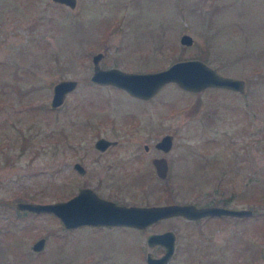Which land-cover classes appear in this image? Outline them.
I'll list each match as a JSON object with an SVG mask.
<instances>
[{"label": "rangeland", "instance_id": "rangeland-1", "mask_svg": "<svg viewBox=\"0 0 264 264\" xmlns=\"http://www.w3.org/2000/svg\"><path fill=\"white\" fill-rule=\"evenodd\" d=\"M100 50L101 66L127 71L203 52L219 72L244 78L246 90L167 82L143 99L90 80ZM0 77V197L13 200L0 203V264H148L147 251L163 250L146 234L166 229L176 232L168 264H264V0H0ZM62 78L79 84L52 108ZM165 133L173 135L167 152L155 146ZM100 136L117 142L101 150ZM161 155L165 178L152 163ZM229 182L237 196L228 206L252 214L66 228L51 212L14 206L66 199L81 186L123 204L169 202V189L172 201L204 204ZM40 236L45 246L35 251Z\"/></svg>", "mask_w": 264, "mask_h": 264}, {"label": "water", "instance_id": "water-1", "mask_svg": "<svg viewBox=\"0 0 264 264\" xmlns=\"http://www.w3.org/2000/svg\"><path fill=\"white\" fill-rule=\"evenodd\" d=\"M75 7L77 0H53ZM180 41L191 44L193 37L188 32L180 35ZM103 51L92 54V72L90 80L101 85H113L126 90L130 95L143 99L152 97L165 83L175 82L180 87L199 91L205 87H223L236 91L246 90L244 78L223 74L201 57H191L175 60L168 66L157 70L127 71L118 66L103 67L100 60ZM79 84L75 78H62L53 85L50 106L59 107L67 94ZM117 140L104 136L98 137L94 144L101 150L116 143ZM173 144L171 133L163 134L155 143L156 147L167 152ZM153 164L159 177L168 175L169 163L164 155L153 158ZM80 173L86 172V167L80 162L73 163ZM15 207L19 210L36 213L51 212L55 214L63 226L75 228L81 225L113 226L124 225L145 228L159 219L172 215H182L189 219H198L207 215L247 216L253 213L250 207H232L221 204H196L195 202H165L159 204H123L106 198L90 186H81L76 193L66 199L54 201L18 200ZM149 246L161 245L162 253L155 255L151 250L146 253L148 264H168L176 246V232L173 229L149 232L145 236ZM45 236L35 239L31 245L35 251L44 248Z\"/></svg>", "mask_w": 264, "mask_h": 264}, {"label": "trees", "instance_id": "trees-1", "mask_svg": "<svg viewBox=\"0 0 264 264\" xmlns=\"http://www.w3.org/2000/svg\"><path fill=\"white\" fill-rule=\"evenodd\" d=\"M198 56L201 57V58H203V59L206 58V56H205V54H203V52H202V54H197V57ZM3 84H4V82L2 81V78L0 77V88L1 89H3ZM57 143H58V141L55 142V144H57ZM219 177H222V175H220ZM254 177L256 178V175L255 174H254ZM222 184L223 183H219V187ZM201 187H202V185H201ZM216 190H218L219 191V194H220L218 196V198L217 197H214L212 195H209V196H206V197H205V195H203V197H205V199H206V202L204 204H221V205L228 206L232 201H234L236 199V196H237L236 193L237 192L232 189V185H231L230 182H229V184L223 185L222 189H220L221 191L219 190V188L216 187L210 193L211 194H214V193H216ZM225 191H229L230 194L228 196H224L223 197V195H221V194H223ZM262 191H263V193H262V199L263 200L262 201H264V176H263V181H262ZM170 193H171V189L167 190V192L165 194L166 200L169 201V202L172 201L173 200L172 197H174V195L172 196ZM0 203H7V204H10L12 206L13 200L11 198H2V197H0ZM15 210L19 214H23L25 212H28V211H24V210H19L17 208ZM253 211H254V209H253Z\"/></svg>", "mask_w": 264, "mask_h": 264}, {"label": "flooded vegetation", "instance_id": "flooded-vegetation-1", "mask_svg": "<svg viewBox=\"0 0 264 264\" xmlns=\"http://www.w3.org/2000/svg\"><path fill=\"white\" fill-rule=\"evenodd\" d=\"M109 146H110V145H109ZM109 146H108V147H109ZM155 146H156V145H155ZM108 147H107V148H108ZM144 148H145V150L147 151V150L149 149V146H148V145H145ZM105 149H106V148H105ZM154 157H156V156H153V158H154ZM153 158H152V160H153ZM80 162H81V161H80ZM81 163H82V162H81ZM152 163H153V161H152ZM82 164H83V163H82ZM83 165H84V164H83ZM153 166H154V164H153ZM86 170H87V169H86ZM154 170H155V167H154ZM155 172H156V170H155ZM85 173H86V172H85ZM156 174H157V173H156ZM157 176H158V175H157ZM158 177H159V176H158ZM160 178H161V177H160ZM164 178H165V177H164ZM179 216H182V215H179ZM212 216H215V215H207V216H204V217H201V218H198V219H189V218H187V219H189V220H194V221H195V220H199V219H200V220H206V219L212 218ZM219 216H220V215H219ZM183 217H184V216H183ZM164 218H168V217H164ZM185 218H186V217H185ZM161 219H162V218H161ZM161 219H159V220H161ZM159 220H158V221H159ZM158 247H161L162 250H163V247H162L161 245H158ZM245 247H246V246H245ZM245 247H244V248H245ZM246 248H247V247H246ZM256 256H257V255H256Z\"/></svg>", "mask_w": 264, "mask_h": 264}]
</instances>
